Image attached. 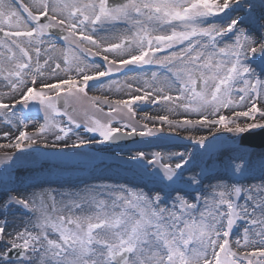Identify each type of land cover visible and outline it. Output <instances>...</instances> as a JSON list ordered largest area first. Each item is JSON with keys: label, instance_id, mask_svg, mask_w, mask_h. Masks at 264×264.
Segmentation results:
<instances>
[{"label": "snow or ice", "instance_id": "snow-or-ice-1", "mask_svg": "<svg viewBox=\"0 0 264 264\" xmlns=\"http://www.w3.org/2000/svg\"><path fill=\"white\" fill-rule=\"evenodd\" d=\"M0 137V264H264V0H0Z\"/></svg>", "mask_w": 264, "mask_h": 264}, {"label": "rangeland", "instance_id": "rangeland-1", "mask_svg": "<svg viewBox=\"0 0 264 264\" xmlns=\"http://www.w3.org/2000/svg\"><path fill=\"white\" fill-rule=\"evenodd\" d=\"M130 74H131V73H130ZM119 77H121V76H118L117 79H119ZM123 77H124V76H123ZM90 94H91V92H90ZM78 108H79L81 111H83L84 109L87 108V104H86V103H81V104L78 105ZM77 118H78V119H82L83 117H82V116H77ZM137 118H139L138 113H137ZM41 122H42V118H41ZM177 143H179V144H187V143H189V142H188V141H181V140H178ZM96 147H97V148H101V147H103V146H101V145H97ZM141 147H143L144 150H145V151H148V152H152V151H161V150H162L161 147H160L159 145H151V146L141 145ZM7 151H12V150H11V149H8ZM81 151H87V149H82ZM2 167H3V165H0V168H2ZM44 178H45V179H50V180H52V181H55V179H56V177H54V176L49 177V176H47V175H46ZM53 185H55V184H53Z\"/></svg>", "mask_w": 264, "mask_h": 264}, {"label": "bare ground", "instance_id": "bare-ground-1", "mask_svg": "<svg viewBox=\"0 0 264 264\" xmlns=\"http://www.w3.org/2000/svg\"><path fill=\"white\" fill-rule=\"evenodd\" d=\"M26 2H27V0H26ZM129 75H132V74H129ZM124 79H125V77L122 78V79H119V80L122 81ZM90 92H91V94H100V93L96 92L95 90L90 91ZM120 95L122 96L123 94H120ZM145 112H147V113H149L151 115L163 114L158 109L151 108V107H145V108H142L141 110L138 111L139 117L142 116ZM6 143H9V140L5 139L3 137H0V144H6ZM173 150H182V149H173ZM21 174H23V173H21ZM53 186H55V185H53Z\"/></svg>", "mask_w": 264, "mask_h": 264}, {"label": "water", "instance_id": "water-1", "mask_svg": "<svg viewBox=\"0 0 264 264\" xmlns=\"http://www.w3.org/2000/svg\"><path fill=\"white\" fill-rule=\"evenodd\" d=\"M131 142H129V144H130Z\"/></svg>", "mask_w": 264, "mask_h": 264}]
</instances>
